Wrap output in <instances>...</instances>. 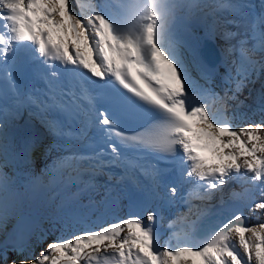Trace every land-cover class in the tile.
Instances as JSON below:
<instances>
[{"label": "snow or ice", "instance_id": "6c2138e0", "mask_svg": "<svg viewBox=\"0 0 264 264\" xmlns=\"http://www.w3.org/2000/svg\"><path fill=\"white\" fill-rule=\"evenodd\" d=\"M77 5L78 11L71 0H0V99L7 102L9 93L15 98L11 113L4 108L0 117V228L29 191L75 184L82 186L61 202L53 219L82 231L70 238L61 234L31 264H264L260 217L250 224L236 211L200 235L211 202L219 196L223 204V189L234 180L242 182V190L232 197L255 200L249 210L264 214V117L239 126L232 123L235 116L225 115L229 101L237 109L244 104L238 94L245 81L264 69V60L251 58L264 53V30L254 23L252 48L244 38L226 49L239 58L233 61L235 77L231 70L225 77L235 82L232 94L221 96L206 86L210 77L202 74L205 84L192 77L180 50L178 37L196 3L77 0ZM211 7L230 9L240 18L230 23L247 25L256 15L249 3L225 0ZM256 19L264 25V12ZM237 35L226 32L224 38ZM29 72L44 82L43 89L19 90ZM21 108L37 116L53 137L48 151L65 153L43 170L46 185L42 176L35 177L24 193L3 171L13 163L6 143L8 117ZM101 174L109 182L117 176L116 183L97 185ZM185 185H190L187 192ZM101 187V200L90 195L87 204H71L82 193L99 194ZM122 199L126 218L119 217ZM180 204L187 211L168 221L171 231L161 243L163 212ZM0 258L8 264L6 250Z\"/></svg>", "mask_w": 264, "mask_h": 264}, {"label": "bare ground", "instance_id": "6f19581e", "mask_svg": "<svg viewBox=\"0 0 264 264\" xmlns=\"http://www.w3.org/2000/svg\"><path fill=\"white\" fill-rule=\"evenodd\" d=\"M73 8L74 10L78 11V9H76L75 7ZM252 18L253 16H249L248 19L251 20ZM201 36H204V34L202 33L195 34L194 42H192L190 46H185L181 44L180 50L185 55L186 60L188 62L190 74L195 80H197L199 83L205 84V80L203 79L202 74L204 76H208L210 77V80L206 84V86L211 87L215 92L219 93L220 95H222L223 92L225 94V92H227L226 86L227 84L229 85L228 80L226 81L225 77H229L230 70H231V76L235 77L236 74L234 72H236L235 71L236 64H234L233 61H238L239 54L238 52H233L231 54H228L226 52V49L229 47L227 43L223 42L220 39H217L220 46H222L224 63L219 67L218 71H216L215 73L214 72L209 73L212 74L211 76L201 70V68L198 66L194 58L193 48L196 46V42L200 44ZM255 43L256 42H253L251 44V48ZM253 55H255V53L252 54L251 58L256 61ZM3 109L4 106L1 105L0 117L3 116L2 113ZM28 121L30 122V127H29L30 135L29 138L27 139L26 135H24V133H21L19 130L24 129V126L25 124H28ZM39 121L40 119L37 116L30 114L25 116L23 114L13 115V117L8 119V123L5 128L8 137L6 143L8 144L9 152L13 157V163L9 164L4 169L6 170L7 174L14 179L16 188L21 193L25 192V185L29 184L35 177L42 176L43 177L42 183L44 185L48 183V178L43 176V170L45 169V165L48 162L47 151L49 148V143H47L45 136L41 132H38L37 130L34 129V124L38 123ZM43 131H47V129L44 127ZM50 142L51 144L53 143V137L50 139ZM54 152L57 153L56 150H54ZM0 160H2V157H0ZM36 162H40L41 165H43V168L40 170L37 169ZM104 176L108 177L107 175ZM87 178H88L87 175H85L84 179ZM113 179L114 181H116L117 176H114ZM95 181L96 183H98V182L106 181V179L97 175L95 177ZM81 186L82 185L73 184L67 188H64L63 190H58V189L46 190L43 187H37L34 191H29L25 196L21 197V203L18 205L16 211L9 216L6 224L2 228H0V241L3 237L6 236L7 231L18 220L19 216H21L23 211L32 214L36 218L37 228L30 242L26 246L22 247L23 248L22 252H18L16 251V249L13 250L4 249L0 251V254L5 252V250L7 251L8 263L9 262L11 263L13 260L18 262L21 259H27L28 263L29 261L31 262L33 259L38 257L37 252L41 253L40 252L41 248L42 250L45 249L44 243L45 242L47 243L46 240L48 239L46 237L49 238L52 237L57 240L58 235L62 234L63 232L65 233L64 238H70L72 234L77 233L74 232L75 228L68 227L67 229H65L62 223L54 220L53 218L57 215V210L61 205V202L62 201L68 202L72 194L75 193L78 187ZM228 188H229L228 191L224 193V201H226L228 197L233 198L231 195L232 193L230 194V196L226 195L231 190V187ZM182 191L184 192L186 191V189L183 188ZM54 194L55 196L53 199L52 197ZM90 195L93 196V198L97 201H99L102 198V196L97 198L95 193L85 192L79 196L78 202H71V204L72 205H74L75 203L87 204L89 200H86L87 199L86 197H90ZM123 201L127 202L126 199H123ZM216 202H219V196H217V198L214 199L211 203H216ZM255 202H256L255 200L245 201L244 207L246 211L249 212L251 204ZM195 203L201 204V201L196 199ZM248 205H250L249 208L247 207ZM231 207L234 208L233 211L225 210ZM25 210H30V211H25ZM43 210L45 212H43ZM220 210L224 211L221 212V214L226 213L232 215L233 213L236 212V207L228 206ZM250 212L253 216H255V218H257L256 214L260 213V212L253 213L252 211ZM163 213H167V212L164 211ZM262 217L263 214L260 213V218ZM159 230L161 231V223L159 224ZM169 234L170 231H168V233L167 232L162 233L161 243H163L164 240L167 239ZM0 264H2V258H0Z\"/></svg>", "mask_w": 264, "mask_h": 264}, {"label": "rangeland", "instance_id": "374dc122", "mask_svg": "<svg viewBox=\"0 0 264 264\" xmlns=\"http://www.w3.org/2000/svg\"><path fill=\"white\" fill-rule=\"evenodd\" d=\"M257 55V56H256ZM253 57H255V59H256V61L259 63V62H261L262 60H264L263 58H262V56L261 55H259L258 54V52L255 54V55H253ZM236 71V70H235ZM258 72H259V74L257 75L256 73H254L248 80H246L245 81V83H244V87L242 88V90H243V93L242 92H240L239 94H238V96H239V100H241V101H244V104L242 105V106H240L238 109L237 108H235V105H234V103L233 102H231V101H229L228 103H227V114H228V116L229 117H233V116H235V118L232 120V123H234V124H236V125H239V126H243V125H245V124H247L248 122H249V119L250 120H252V121H259L262 117H264V110H262V109H264V104H259L258 103V98H259V96H258V94H257V88L259 87V85L261 84V78L263 77V75H264V70L263 69H259L258 70ZM235 74H236V72H234ZM234 77V76H233ZM229 81V80H228ZM228 85V84H227ZM234 86H235V82L233 81V84H229L227 87V90H228V95H231L232 93H231V90L234 88ZM240 117H243V119H241ZM46 138V137H45ZM46 140H47V143H50L49 145H51V142H50V139L48 138H46ZM60 155H61V153H60ZM52 157V156H51ZM51 160V159H50ZM42 166V167H41ZM39 167V168H38ZM43 168V165H41L40 164V162L39 163H37V169H42ZM3 171L4 172H6V170L5 169H3ZM7 173V172H6ZM102 182H98L97 183V185L98 184H101ZM241 184H242V182L241 181H239V180H236L235 181V184L233 185L235 188H237V189H239V190H242L241 189ZM228 196H230V195H228ZM87 198V199H86ZM85 199L86 200H89V197H86ZM101 200V199H100ZM243 203L245 202V201H242ZM249 206L250 205H248L247 207L249 208ZM25 211H30V210H25ZM183 211V210H182ZM245 211H246V209H245ZM24 212V211H23ZM43 212H45L44 210H43ZM246 213L248 214V215H250V221H251V224H255L256 222H257V218H255V216H253L252 214H251V212L249 211H246ZM253 213H255V212H253ZM47 215V214H46ZM257 215V217H260V213H257L256 214ZM263 219H264V214H263V217H262ZM261 218V219H262ZM222 221V220H221ZM221 221H217V223L215 222L212 226H211V228L213 229L214 227H216L217 225H218V223L219 222H221ZM58 229V228H57ZM78 229V230H77ZM65 230V229H64ZM63 230V231H64ZM82 231V229L80 228V227H75V229H74V232H77L76 234H78L80 231ZM62 231V232H63ZM63 234V238H64V236H65V233L63 232L62 233ZM67 234H68V232H67ZM75 234V233H74ZM73 235V234H72ZM58 237H61V234L60 235H58ZM57 237V238H58ZM46 238H48L49 239V241H48V239L46 240L47 241V243L45 244L44 243V250H46L47 249V246H48V244L49 243H51V242H54V241H56V239L55 238H52V237H46ZM53 239V240H52ZM13 250V249H12ZM44 250H42V248L40 249V252H42V251H44ZM39 254L40 253H38L37 252V256H39ZM32 262V261H31ZM31 262L29 261V263L28 264H31ZM8 264H11L10 262L8 263ZM17 264H19V261L17 262Z\"/></svg>", "mask_w": 264, "mask_h": 264}, {"label": "water", "instance_id": "95a60500", "mask_svg": "<svg viewBox=\"0 0 264 264\" xmlns=\"http://www.w3.org/2000/svg\"><path fill=\"white\" fill-rule=\"evenodd\" d=\"M196 55L205 58L209 57L210 64L214 68H216L222 61L221 53L218 46L215 44L214 41L208 39L204 41V46L196 51ZM228 206H234L236 207V211L240 210L244 214L241 203L234 202L226 206L217 205L214 207L213 212L206 218L205 222L203 223L204 228L208 223H210V221L216 215H218V212H223L220 209L226 208ZM225 210L233 211L234 208L231 207ZM230 216H231L230 214L225 213L224 217L226 218L223 217L219 221L221 220L223 221L229 218ZM36 228H37L36 218L28 212H23L21 216H19L18 220L13 224V226L7 231L6 236L0 241V251L4 249H17L26 246L30 242L33 234L35 233ZM202 233L203 231L201 230L200 232L201 236Z\"/></svg>", "mask_w": 264, "mask_h": 264}, {"label": "clouds", "instance_id": "9594fccd", "mask_svg": "<svg viewBox=\"0 0 264 264\" xmlns=\"http://www.w3.org/2000/svg\"><path fill=\"white\" fill-rule=\"evenodd\" d=\"M172 19H174V16H173V17H170V19H169V23H171Z\"/></svg>", "mask_w": 264, "mask_h": 264}, {"label": "trees", "instance_id": "16d2710c", "mask_svg": "<svg viewBox=\"0 0 264 264\" xmlns=\"http://www.w3.org/2000/svg\"><path fill=\"white\" fill-rule=\"evenodd\" d=\"M264 99V98H263Z\"/></svg>", "mask_w": 264, "mask_h": 264}]
</instances>
